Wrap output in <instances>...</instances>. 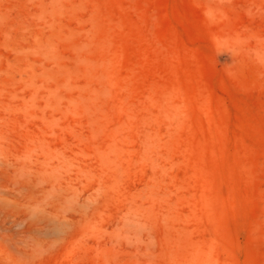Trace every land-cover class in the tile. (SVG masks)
I'll list each match as a JSON object with an SVG mask.
<instances>
[{
  "label": "rangeland",
  "instance_id": "rangeland-1",
  "mask_svg": "<svg viewBox=\"0 0 264 264\" xmlns=\"http://www.w3.org/2000/svg\"><path fill=\"white\" fill-rule=\"evenodd\" d=\"M0 264H264V0H0Z\"/></svg>",
  "mask_w": 264,
  "mask_h": 264
}]
</instances>
